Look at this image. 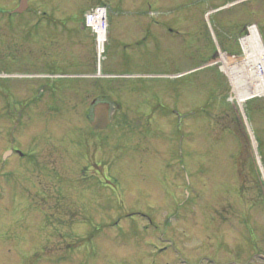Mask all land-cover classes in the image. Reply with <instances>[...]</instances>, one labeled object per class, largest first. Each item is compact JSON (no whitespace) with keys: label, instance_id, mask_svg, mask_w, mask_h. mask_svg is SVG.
<instances>
[{"label":"rangeland","instance_id":"rangeland-1","mask_svg":"<svg viewBox=\"0 0 264 264\" xmlns=\"http://www.w3.org/2000/svg\"><path fill=\"white\" fill-rule=\"evenodd\" d=\"M21 2L0 0V264H264V95L229 71L264 0Z\"/></svg>","mask_w":264,"mask_h":264},{"label":"bare ground","instance_id":"bare-ground-1","mask_svg":"<svg viewBox=\"0 0 264 264\" xmlns=\"http://www.w3.org/2000/svg\"><path fill=\"white\" fill-rule=\"evenodd\" d=\"M107 12L103 10L94 14L90 26L94 30L98 41L99 54L105 51L107 41V24L104 20ZM247 35L241 39L245 58L242 67L229 69L233 76V87L239 97V102H245L249 98L264 95V47L258 30L254 26L249 27ZM248 82V83H247ZM247 83V85L245 84Z\"/></svg>","mask_w":264,"mask_h":264},{"label":"flooded vegetation","instance_id":"flooded-vegetation-1","mask_svg":"<svg viewBox=\"0 0 264 264\" xmlns=\"http://www.w3.org/2000/svg\"><path fill=\"white\" fill-rule=\"evenodd\" d=\"M92 56H93V59L90 61V59L88 60V67L89 68H92V69H96V58H97V54H95L94 52H92ZM99 72L101 73L102 71V64L100 63V67L98 68ZM56 100H58L57 98H55ZM96 98L93 99V101H95ZM58 101H61V100H58ZM108 100H103V102H107ZM98 117H99V114H98ZM94 165H96L95 162H93Z\"/></svg>","mask_w":264,"mask_h":264},{"label":"water","instance_id":"water-1","mask_svg":"<svg viewBox=\"0 0 264 264\" xmlns=\"http://www.w3.org/2000/svg\"><path fill=\"white\" fill-rule=\"evenodd\" d=\"M24 7H25V4L22 3V4L17 8L16 11L21 12V11L23 10ZM100 127H101L100 125H99V126H95V128H100ZM8 154H11V151H8V152L4 155V158H6V156H7Z\"/></svg>","mask_w":264,"mask_h":264}]
</instances>
